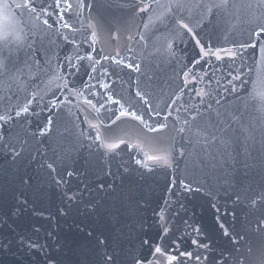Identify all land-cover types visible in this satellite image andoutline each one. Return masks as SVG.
<instances>
[{
    "label": "water",
    "instance_id": "water-1",
    "mask_svg": "<svg viewBox=\"0 0 264 264\" xmlns=\"http://www.w3.org/2000/svg\"><path fill=\"white\" fill-rule=\"evenodd\" d=\"M56 2L32 0L30 12L17 7L23 0H0V64L37 62L12 79L0 77L7 84H0V115L13 111L5 95L17 109L29 107L0 121V243L8 245L0 264H106L109 255L114 260L107 264H168L173 256L172 264H238L237 257L248 264L246 250L264 247V227L257 225L264 203L252 204L264 193V82L249 80L247 70L253 59L264 63V33L255 35L264 28V8L235 0L236 7L213 15L194 6L209 0H185L189 7L172 13L141 12L149 0H59V8ZM201 45L227 49L235 59L224 52L222 60L203 57ZM89 55L91 61L76 59ZM38 65L46 74L37 73ZM57 77L75 84L77 95L57 87L64 83ZM209 80L213 95L227 97L247 127V143L222 157L227 133L217 131L214 145L189 142L190 127L208 132L203 119L191 118L207 116L196 90L208 91ZM233 86L235 92L225 91ZM57 97L72 103L61 105ZM49 118L50 131L39 135ZM101 121L102 141L119 147L94 143L90 124ZM160 123L167 125L162 132L145 126ZM5 144L24 150L13 158Z\"/></svg>",
    "mask_w": 264,
    "mask_h": 264
},
{
    "label": "snow or ice",
    "instance_id": "snow-or-ice-1",
    "mask_svg": "<svg viewBox=\"0 0 264 264\" xmlns=\"http://www.w3.org/2000/svg\"><path fill=\"white\" fill-rule=\"evenodd\" d=\"M55 6L57 8L60 7L59 0H57ZM194 6L197 8H202L207 12H213L214 9L224 10L229 7H236L237 5H236L235 0H209L208 3H197ZM246 6L247 7L255 6L258 8H264V0H249ZM17 7H23L29 10L30 12H35L36 10V6L32 3V0H23V3L17 4ZM69 7H71V5H69ZM187 7H189V4H187L185 0H169V2L166 4H162L161 0H149V3L140 7L139 10L141 12H148L149 9H152L153 11H155L156 8H165L168 13H172L174 9L178 11L181 8H187ZM213 15H215L214 12H213ZM43 23L44 25H47L49 28L52 27V25H50L47 20H44ZM149 23H151V17H149ZM177 23L179 24L181 28L187 30L188 32H192V28H190L187 23H183L182 21H178ZM63 26L65 28H71V25L68 24L66 21L64 22ZM145 27L147 28L148 25H145ZM261 33H264V28H262L260 32L255 33V35H260ZM93 35H95V33H93ZM139 38L140 40L144 39L142 35ZM63 39L69 43L75 44V41L74 40L70 41L68 37H64ZM129 39H131V37H129ZM196 42L197 44L200 43L198 40ZM89 47L91 48V44L89 45ZM205 47H206L205 45L200 46V54L203 57L214 56L216 57L217 60H222L225 57L221 56L220 52H224L229 58L235 59L236 54L234 52H230L227 49H220L219 51H215L211 47H207V50H205ZM251 47L255 48L256 45H251ZM76 59L78 60L87 59L91 61L93 58L89 55L87 57L77 56ZM104 59H108V57H104ZM65 61L68 65H70L73 69H75V71L77 72L79 71L78 66L73 63L71 57L66 56ZM198 62L199 61H197V63ZM47 63L50 65L51 60H48ZM96 63H99V61H96ZM116 63H121V61H116ZM21 65L23 67H21ZM35 65H37L36 61H33L32 64L30 65L27 59L21 60L19 63L13 62L11 66L9 65L8 62H4L0 64V77L6 76L7 79H12L13 78L12 74L14 72L22 71L24 67L31 69V67ZM126 67L133 68L135 70L139 69V65H134V64H128L126 65ZM247 70H248V73L250 74L249 80H252V78L255 77L256 82H264V63H258L255 59H253L252 64L247 66ZM36 71L37 73L46 74V69L44 68L43 65H38L36 68ZM91 71L95 72L96 71L95 67H92ZM229 75H230L231 80L241 79L239 75H235V76L231 74ZM91 78L92 77L89 76V79ZM57 79L64 80V83L62 84V86L58 85L57 87H62L63 89H67L68 95L70 96L77 95L75 84L69 85L66 77H57ZM202 79L203 78L201 77V80ZM193 81L195 83H200V81L196 80L195 77H193ZM241 82L243 83V81ZM187 83H189V81L185 79V84ZM211 83L212 81L209 80L208 82L209 90L208 91H205L203 88L196 90V95L200 97V102L205 105L207 116L205 117V114L202 112H197L196 115L192 116L191 118L192 121H198V118L203 119L204 120L203 127L208 129V132L205 133L201 131L200 127H190L189 128V133H190L189 142L194 145H202V144L214 145L217 139H219V137L216 135L217 131L220 133H227L228 136L225 139L220 140V144L225 150L223 153H220L222 157L225 154H230L227 151L229 148H232L233 150H235L237 145L243 146L247 143L246 139L242 138V134L247 132V127L242 124L238 108L232 109L231 111L229 110L228 105L230 102L228 101L227 97L220 98L221 94L218 92L215 95H213L214 90L210 88ZM0 84H4L5 86H7L6 80H0ZM102 86L108 87L104 85ZM225 91L235 92L236 88L235 86H233L231 89H225ZM61 95H63V93ZM136 95L139 96L140 93L137 92ZM254 98H255L254 96L250 97V99H254ZM35 99L36 97L33 96L31 99L27 101V105H31L32 101ZM237 99H240V98L237 97ZM261 99H264V97H261ZM57 100H60L61 105H65V104L70 105L72 103V101L69 100L67 97H63V99H61L60 97H57ZM108 100L109 102H114L116 104L120 103L118 100L112 101L110 96L108 97ZM209 100H211V103L209 102ZM2 102L4 105L10 106L13 108V111L11 112L5 111L4 114L0 115V121H3L4 124H7L9 121L16 119L20 117L22 114H26L29 112L28 106H24L22 108L17 109L15 106L11 105V101L9 100L7 95H5L2 98ZM49 103L51 104L52 102L50 101ZM86 103L92 106L93 108L95 107V105H92V101L90 100L86 101ZM213 104L217 105L218 107L213 109ZM56 107H57L56 104H52V108H56ZM100 107L103 108L104 104L102 103ZM123 115H132L134 119L140 120L141 123H144L143 118L141 116H136L135 113H126V112L119 113V116H123ZM169 115H171V113H169ZM119 116L117 117V119L119 118ZM166 119L167 117H165V120ZM184 123L189 124V121L185 120ZM50 125H51V119L49 118L48 123L45 125L44 128L40 130L39 135L43 136L47 133V131H50ZM102 126H103L102 121L100 124H90V127L96 131L94 143H97V146L99 148L108 149L109 151L119 147V145L117 144L104 143L102 141L101 138H102L103 133L100 131ZM145 126L148 128L149 132H162L167 127V125L164 123H160L158 126H148V125H145ZM0 127H2V125H0ZM179 131L184 132L185 129L181 128L179 129ZM206 135H207L206 140L201 139V137H205ZM0 139H2V137H0ZM5 147L7 148V150L9 151V154L12 155L13 158L20 156L22 151L24 150L23 147L17 149V147L14 145L5 144ZM202 150L206 154H208L207 147H204ZM215 158L216 157H213V159ZM150 159H156V157H150ZM47 166L52 171H55V168H53L52 164H48ZM67 175L71 176L72 173L69 172L67 173ZM100 187L103 188V185H100ZM261 203H264V193L260 194L256 198H253L252 200V204L254 207L257 204H261ZM257 225L258 227H264V215H262L261 218L257 221ZM225 234L227 235V233ZM193 243H195V241H193ZM28 246L31 248L38 247L36 244H29ZM7 247H8L7 244L0 243V250L7 248ZM155 252L159 253L160 255H164V253L161 252V249L159 247L155 249ZM181 255L183 254L181 253ZM188 255L190 256L191 254L189 253ZM244 258L248 261V264H264V247L259 248L255 251H253L251 248H248L246 250V253L244 254ZM175 259L176 257L173 256L172 259L168 261V264H172V261ZM197 259H200V257L198 256ZM113 260L114 258L111 255L106 256V264L107 262H110ZM237 261H238V264H242V262L239 261L238 257H237ZM136 264H139V261H137Z\"/></svg>",
    "mask_w": 264,
    "mask_h": 264
}]
</instances>
